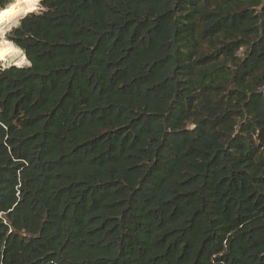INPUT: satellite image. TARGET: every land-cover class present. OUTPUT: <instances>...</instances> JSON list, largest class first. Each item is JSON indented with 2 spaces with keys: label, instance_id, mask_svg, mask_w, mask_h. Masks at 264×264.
<instances>
[{
  "label": "trees",
  "instance_id": "1",
  "mask_svg": "<svg viewBox=\"0 0 264 264\" xmlns=\"http://www.w3.org/2000/svg\"><path fill=\"white\" fill-rule=\"evenodd\" d=\"M39 5L5 34L0 264H264V0Z\"/></svg>",
  "mask_w": 264,
  "mask_h": 264
},
{
  "label": "bare ground",
  "instance_id": "2",
  "mask_svg": "<svg viewBox=\"0 0 264 264\" xmlns=\"http://www.w3.org/2000/svg\"><path fill=\"white\" fill-rule=\"evenodd\" d=\"M34 1L35 0H14L12 3L0 9V58L8 57L11 58L12 61L19 59L16 61V64L19 65L29 64V61L27 60L24 53L12 42L8 41L5 37V34L13 21L28 14L29 12H32L36 7V9H38L39 3L33 10L25 13L26 10L33 5ZM17 21L18 20H16L13 25ZM18 55H20L19 58H17Z\"/></svg>",
  "mask_w": 264,
  "mask_h": 264
},
{
  "label": "rangeland",
  "instance_id": "3",
  "mask_svg": "<svg viewBox=\"0 0 264 264\" xmlns=\"http://www.w3.org/2000/svg\"><path fill=\"white\" fill-rule=\"evenodd\" d=\"M38 0H35L34 2H33V5L30 7V8H28L27 10H26V12L25 13H27V12H29L30 10H33L37 5H38V3L39 2H37ZM37 8V7H36ZM34 9L33 11H36V12H38L40 9H41V7H40V5H39V7H38V9ZM24 13V14H25ZM19 21V20H18ZM17 21V22H18ZM16 22V23H17ZM15 23V24H16ZM14 24V25H15ZM8 40V39H7ZM9 41V40H8ZM243 50H241L240 51V55H241V52H242ZM20 57V55H18L17 56V58H19ZM16 58V59H17ZM19 59H17V60H11V58H8V57H1L0 58V68H3V67H6V66H10V65H13V64H16V61H18ZM17 65H19V64H17ZM24 65H28V64H24ZM21 66V65H20Z\"/></svg>",
  "mask_w": 264,
  "mask_h": 264
},
{
  "label": "water",
  "instance_id": "4",
  "mask_svg": "<svg viewBox=\"0 0 264 264\" xmlns=\"http://www.w3.org/2000/svg\"><path fill=\"white\" fill-rule=\"evenodd\" d=\"M29 13H30V12H29ZM26 15H27V14H26ZM26 15L21 16V17L17 18L16 20H19V19L25 17ZM16 20H15V21H16ZM15 21H13V22L11 23L10 27L7 29L8 31L12 30V28L15 26V25H13V23H14ZM8 31H7V32H8Z\"/></svg>",
  "mask_w": 264,
  "mask_h": 264
}]
</instances>
